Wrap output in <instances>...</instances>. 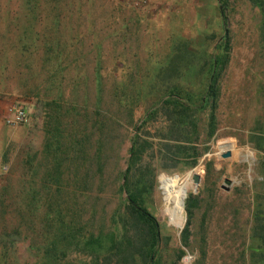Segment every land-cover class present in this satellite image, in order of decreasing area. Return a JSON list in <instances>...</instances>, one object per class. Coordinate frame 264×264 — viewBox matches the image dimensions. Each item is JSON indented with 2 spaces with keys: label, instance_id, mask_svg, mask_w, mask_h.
I'll list each match as a JSON object with an SVG mask.
<instances>
[{
  "label": "rangeland",
  "instance_id": "rangeland-1",
  "mask_svg": "<svg viewBox=\"0 0 264 264\" xmlns=\"http://www.w3.org/2000/svg\"><path fill=\"white\" fill-rule=\"evenodd\" d=\"M224 6L0 0V264H91L104 252L127 214L119 186L135 132L148 142L138 162L153 173L152 187L136 185L157 224L158 264H264L252 235L254 216L264 218V15L253 0ZM224 28L215 130L205 106L183 151L166 149L167 117L146 114L173 88L204 90ZM9 106L23 107L25 120L5 124ZM172 177L178 186L166 204L161 180ZM179 197L176 225L169 213ZM90 236L101 247L83 248Z\"/></svg>",
  "mask_w": 264,
  "mask_h": 264
},
{
  "label": "trees",
  "instance_id": "trees-1",
  "mask_svg": "<svg viewBox=\"0 0 264 264\" xmlns=\"http://www.w3.org/2000/svg\"><path fill=\"white\" fill-rule=\"evenodd\" d=\"M259 5L261 12L264 15V1L253 0ZM221 8H224L225 0H219ZM223 6V7H222ZM260 35L264 41V20L262 21ZM222 44L216 43L215 48L222 49L219 55H210L208 59L209 75L205 88L198 95L192 94L180 88H173L167 91L157 101L156 110L149 111L146 118L152 113H158L161 110L162 114L168 119V144H165L166 149L178 147L177 150L183 149L181 143L189 142L186 137V132L195 131L196 113L199 110L208 107V132L211 135L216 127L215 108L219 95L218 80L220 73L228 60V39L226 38V29H223ZM264 49V46H263ZM264 101V88L262 90ZM156 105V104H155ZM183 132V133H182ZM165 137V136H164ZM130 155L126 161V166L121 173L122 181L120 189L126 194V213L119 217V230L110 232L107 237L108 246L104 252L100 254L90 255L91 264H158V244L160 241L157 233V224L153 217L141 206L142 198L140 186L137 183L146 181L147 187H152L153 173L150 172L145 163L138 162L141 149L147 145L146 140L138 141L137 132L134 133L131 141ZM178 142V143H176ZM175 143V144H174ZM101 145H105L104 139L101 140ZM176 150V151H177ZM183 151V150H179ZM194 163V160L192 161ZM193 202L188 197L185 199L186 219L180 231V241L183 246L187 244L189 236V217ZM252 235L259 241L261 251L260 255H264V218L254 216L252 225ZM100 238L91 237L83 242V248L89 245L101 247L99 244ZM93 252V251H90ZM178 256L182 254L180 250Z\"/></svg>",
  "mask_w": 264,
  "mask_h": 264
},
{
  "label": "bare ground",
  "instance_id": "bare-ground-1",
  "mask_svg": "<svg viewBox=\"0 0 264 264\" xmlns=\"http://www.w3.org/2000/svg\"><path fill=\"white\" fill-rule=\"evenodd\" d=\"M162 186L166 189L167 197H166V204L174 197V188L178 186L176 178H164L161 180ZM181 193L185 192V188L178 187ZM176 190V189H175ZM174 190V191H175ZM182 205L183 200L182 198L177 199L176 208H174L169 214L173 218V221L176 225H180L182 222Z\"/></svg>",
  "mask_w": 264,
  "mask_h": 264
},
{
  "label": "built area",
  "instance_id": "built-area-1",
  "mask_svg": "<svg viewBox=\"0 0 264 264\" xmlns=\"http://www.w3.org/2000/svg\"><path fill=\"white\" fill-rule=\"evenodd\" d=\"M25 118L26 112L23 107L9 106L5 112L4 122L7 125H14L21 123Z\"/></svg>",
  "mask_w": 264,
  "mask_h": 264
},
{
  "label": "water",
  "instance_id": "water-1",
  "mask_svg": "<svg viewBox=\"0 0 264 264\" xmlns=\"http://www.w3.org/2000/svg\"><path fill=\"white\" fill-rule=\"evenodd\" d=\"M228 155H229V152H225L224 154H222V157H226V156H228ZM191 179H192V182H193L194 184H197V182L199 181V176H198V174L193 173L192 176H191ZM223 181L227 183V182H228V179H224ZM224 189H227V188L224 187Z\"/></svg>",
  "mask_w": 264,
  "mask_h": 264
},
{
  "label": "crops",
  "instance_id": "crops-1",
  "mask_svg": "<svg viewBox=\"0 0 264 264\" xmlns=\"http://www.w3.org/2000/svg\"><path fill=\"white\" fill-rule=\"evenodd\" d=\"M164 1V0H163ZM169 1V0H168Z\"/></svg>",
  "mask_w": 264,
  "mask_h": 264
}]
</instances>
